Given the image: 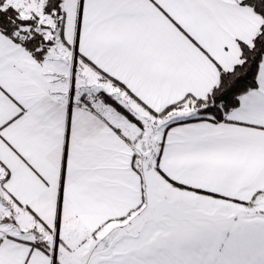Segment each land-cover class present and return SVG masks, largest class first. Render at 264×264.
I'll list each match as a JSON object with an SVG mask.
<instances>
[{
    "label": "snow or ice",
    "instance_id": "obj_1",
    "mask_svg": "<svg viewBox=\"0 0 264 264\" xmlns=\"http://www.w3.org/2000/svg\"><path fill=\"white\" fill-rule=\"evenodd\" d=\"M0 264H264V0H0Z\"/></svg>",
    "mask_w": 264,
    "mask_h": 264
}]
</instances>
